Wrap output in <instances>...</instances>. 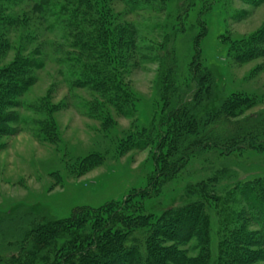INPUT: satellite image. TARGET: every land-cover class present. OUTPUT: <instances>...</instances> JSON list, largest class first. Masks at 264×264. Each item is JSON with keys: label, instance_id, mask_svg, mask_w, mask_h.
<instances>
[{"label": "rangeland", "instance_id": "374dc122", "mask_svg": "<svg viewBox=\"0 0 264 264\" xmlns=\"http://www.w3.org/2000/svg\"><path fill=\"white\" fill-rule=\"evenodd\" d=\"M190 1V6L178 11L179 0H55L52 14L40 13L35 0L6 2V13L15 22L2 32L5 47L0 50V66L22 56L33 57L40 66L31 70L35 79L18 100L19 106L9 109L15 113L7 124L10 131L0 136V251L4 255L16 251L31 223L43 222L46 228L56 229L52 242L63 247L46 257L62 258L68 253L67 259L59 261L80 264L77 248L83 244L75 238L77 247L68 248L71 234L95 233V220L99 218L101 226L104 216L117 210L123 221L110 226L113 234L114 230L121 234L160 229L162 235L155 240L172 249L171 253L160 249L163 262L202 263L206 245L200 224L191 226L192 233L185 238V220L167 226L170 216L164 215L165 210L186 204L193 187L227 192L237 182L263 178L264 149L251 143L228 156L214 149L193 154L165 181L158 172L163 158L157 154L165 131L163 110L168 100L195 84L197 64V72L210 73L204 79L211 89L203 94V109L214 110L222 98L235 93L249 97L250 104L232 122L264 112V0ZM61 2L79 12L86 9L85 22L78 28L67 25L59 10ZM102 22L106 29L101 40L97 27ZM169 39L179 67L171 95L165 88L168 81L162 79L159 56ZM89 43L93 47L88 48ZM82 63L99 64L109 72L113 93L107 87L89 86L81 77ZM166 147L163 143L160 151ZM215 176L220 178L217 183L211 181ZM218 196L222 199L215 202ZM210 197L205 201L215 205L213 224L221 228L225 223L221 217L238 211L237 203L227 210L228 195ZM235 198L243 208L240 194ZM134 201L140 202V211H130ZM80 210L85 212H79V220L72 223L71 216ZM136 214L144 223L130 226L125 217ZM244 226L251 230L247 238L252 242V264H264V235L255 222ZM139 244L125 246L107 264H144ZM51 246L35 243L12 264H30L35 249ZM6 262L0 258V264Z\"/></svg>", "mask_w": 264, "mask_h": 264}, {"label": "trees", "instance_id": "16d2710c", "mask_svg": "<svg viewBox=\"0 0 264 264\" xmlns=\"http://www.w3.org/2000/svg\"><path fill=\"white\" fill-rule=\"evenodd\" d=\"M7 1L9 0H0V50L5 47L2 32L15 22V18L6 13ZM35 1L37 10L40 13L44 14L45 11V13L52 14V10L54 11L56 8L54 6L57 3L55 0ZM65 2H69V0H65ZM65 2L60 3L59 10L62 15L65 14L67 17V25L72 23L74 27L78 28L79 25L85 22L87 11L85 9V11L79 12L73 7L70 8ZM179 2L178 11L182 10V7H188L193 3L190 0H179ZM182 14L183 12H180L178 15L181 16ZM98 24L97 30L100 32L98 37L102 40L103 36H105L104 30L106 29V24L104 22ZM247 42L243 41L242 43L249 46ZM98 43V41L97 43H93V46H98ZM172 44L169 39L167 46L164 45L163 49L159 51L163 68L162 79L168 81L165 88L169 95L175 91V82L179 69ZM93 46L91 43L87 45L88 48ZM245 47L247 48V46ZM238 58L240 59L241 56H238ZM197 62L199 65L200 61L198 58ZM38 66H40L39 61L33 60L31 56H22L12 64L0 66V136L10 131L7 124L13 122L12 119L15 113H11L9 109L19 106L18 100L34 82L35 75L31 70ZM81 66L83 70L81 77L89 81V86L97 85L103 88H112L113 82L111 80L113 79L111 74L106 70L104 71L102 67H98L99 64L95 66V64L82 63ZM193 69L195 71V84L188 85V88L184 89L179 97L168 100L167 103H169V106L163 110L164 118L161 120V125L165 127V131L160 138L157 154L158 157L161 156L163 158L161 166L158 167V172L164 177L165 181L172 179L175 172L178 169H182L185 161L193 154L199 155L209 150L213 151L214 149L219 154L228 156L233 151L249 147L251 143H255L256 146L264 149V112L256 117L250 116L241 121L232 122V118L248 109L250 104L249 97L244 94L238 95L235 93H232L230 97L225 96L222 98L214 110L203 109L200 106L204 100L203 94L206 93V90L211 89V84L207 83L205 85L204 79L210 73L201 74L199 71L197 72V64L193 66ZM112 91L114 90L109 89L108 93H113ZM108 97L110 99L114 98L115 103H118L114 94H110ZM163 143L167 144L166 150L160 151ZM261 178L254 177L245 183L237 182L231 189L226 187L227 192H220L219 187H193L188 190V192L190 191V200L186 204L170 207L165 210L164 215L167 214L170 216L166 224L167 226H175V224L182 221V218L185 220L187 224L185 238L190 237L192 233V231L190 232L191 226L200 224V230L206 245L203 249L206 253L203 255L202 263L199 264H252L253 256L251 250H249L252 242L250 239L248 240L249 235H251V230L249 228L247 229V226L244 225L247 224L249 226L250 222H255L259 226L260 234L264 235V177ZM219 180L220 178L215 176L211 181L217 183ZM155 183L157 182H153V184ZM209 193L211 195L217 193L228 195L231 200L228 199L229 206H226L227 210L234 208V204L237 203L238 211H234V214L231 216L224 214L221 217L223 222L225 221L221 228L219 227V223L213 224L211 210L215 209V205H212L209 200H207L208 202L205 201L206 199L212 198ZM237 194H240L241 200H243V208L236 201L235 196ZM213 199L215 202H219L222 198L218 196ZM140 207V202L134 201L130 204L129 209L131 212H137L140 211ZM79 212L82 213L85 211L80 210L74 212L70 218L72 223H76L79 220ZM236 213L238 215H235ZM242 213L244 214L243 221H241ZM185 215L186 217H184ZM139 217L137 214L134 217L133 215L126 216L125 220L130 226L135 223L143 224L144 222H141L142 220H138ZM130 218H132V221H129ZM118 220H122V216L116 210L110 217L104 216L101 221L103 223L101 226L98 224L99 218L95 220V233L84 237L77 235L74 237L71 234V238H69V242L67 243L68 248L72 249L77 247L75 238H81L80 242L83 244L77 248L78 255H82V258L79 260L80 264H107L109 258L124 252L123 248L133 243H140L139 251H141L140 256H144V258L142 257L144 264H166L163 262L165 257L164 253H161V250L166 253H171L172 249L171 247L163 246L162 248L161 242L158 243V240H155L162 232L160 229L143 230L140 232L128 231L125 233L121 232V234H119V230H114L113 234L110 226ZM42 223H31L30 228L25 231L26 233L24 232V237L19 240V246L15 248L16 251L8 256L0 251V258L5 259L7 262L10 261L9 263L12 264V261L15 262V259L22 257L25 249L29 250L35 243L39 246L41 243H50L52 246L46 248L48 250H41V248L35 249V259L29 263L37 264L40 261L42 264H65L64 261L60 262L59 260L67 259L69 256L68 253L63 256L64 258L58 256L53 259H48L46 257L49 251L57 253L63 247L52 242L51 235L56 232V229L46 228ZM242 232H244V235L242 234L243 237L241 238ZM261 247L264 251V242H261ZM7 262L6 264H8Z\"/></svg>", "mask_w": 264, "mask_h": 264}]
</instances>
